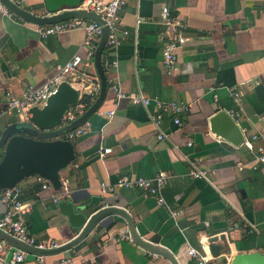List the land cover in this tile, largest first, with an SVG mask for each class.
I'll return each instance as SVG.
<instances>
[{"label": "crops", "instance_id": "0c3cea01", "mask_svg": "<svg viewBox=\"0 0 264 264\" xmlns=\"http://www.w3.org/2000/svg\"><path fill=\"white\" fill-rule=\"evenodd\" d=\"M121 1L116 43L105 46L101 58L102 65H108L102 66L105 98L86 121L88 129L72 142L73 162L59 173L68 183L69 196L42 190L36 176L26 178L15 187L25 209L14 219L38 241L64 245L81 232L58 209L72 198L88 215L107 208L125 211L148 247L135 244L130 225L115 215L73 248L44 256L43 264H193L186 251H202L208 235L226 239L217 242L221 250L213 264H229L238 253L264 254V165L255 162L256 149L264 147L263 0ZM162 7L180 19L187 38L177 51L173 75L161 63ZM24 8L44 15L42 0H28ZM83 39L82 31L41 38L33 25L0 12V98L6 91L20 96L28 86L47 83L75 55L85 59ZM81 72L97 74L83 64L69 77L84 113L99 94L86 98ZM115 89L178 103L185 110L164 113L157 129L150 117L152 106L118 100ZM233 93L239 94V105ZM109 112L113 114L107 118ZM221 113L236 126L242 141L257 136L252 150L211 130V118ZM19 123L13 113L0 114V133ZM160 132L162 139L157 137ZM103 149L110 153L100 158ZM194 171L205 175L194 178ZM159 173L167 177L161 191L164 205L140 189L121 188L107 195L100 191L102 182L113 185L122 176L153 179ZM7 212L0 198V215ZM28 255L27 264H38Z\"/></svg>", "mask_w": 264, "mask_h": 264}, {"label": "built area", "instance_id": "2783aa9c", "mask_svg": "<svg viewBox=\"0 0 264 264\" xmlns=\"http://www.w3.org/2000/svg\"><path fill=\"white\" fill-rule=\"evenodd\" d=\"M11 3L19 8H24L28 0H9ZM264 2V0H263ZM123 5L121 0H82L76 8L63 7L54 13H45L46 16L59 15L63 12L69 11H85L97 15L102 24H96L89 20L84 19H71L60 23L37 26L33 25L34 31L41 37L46 38L48 36L58 35L61 33L82 31L84 33L83 47L86 50L85 59L80 55L73 56L63 66L58 67L47 83L41 86H28L20 96H16L11 91H6L0 98V114H15L19 122L22 124H29L28 111L32 107H42L48 97L54 93L57 86L66 81L69 83V77L81 66L85 65L88 68L94 67V54L100 41L102 32L104 29L108 31V37L106 46L114 47L116 43V29L119 21V11ZM0 12L2 15L11 18L14 15L9 12L0 2ZM160 20L164 27V43L161 48L162 66L165 72L169 75H173L178 70L177 51L186 43L187 38L184 35L185 26L179 18L170 15L166 7H162L160 11ZM104 67H107V63H103ZM80 82L82 89L86 96L95 98L99 94L100 85L98 78L91 73L81 72ZM234 102L239 103V94L233 93ZM115 98L128 99L131 105L140 106L148 109L152 106L150 117L153 119L155 126L158 129L164 113L178 114L185 110V107L181 104L174 102H163L157 99H149L141 95H126L119 90L115 89ZM239 105V104H238ZM82 105H77L67 111L63 116L62 126H68L72 122L76 121L83 115ZM112 112L105 113L107 118L112 116ZM231 116L232 113H229ZM237 115V114H236ZM175 125L180 126L179 119L174 118ZM87 124H84L73 131L67 132L62 138L73 142L78 136L85 133L87 130ZM163 134H158V139L163 138ZM252 140V141H251ZM251 140L244 139L242 145L246 148L253 149V141L257 140V136H251ZM110 153V149H103L102 153H99V157L103 158L105 154ZM256 165H264V147H258L256 149ZM194 178H203L204 173L199 171L191 172ZM166 174L159 173L153 179H146L142 177H127L122 176L116 180L113 185L102 182L100 183V191L103 195L111 194L117 189H140L145 193L156 198L158 205H164V200L161 196V191L166 184ZM38 182L41 184L42 190L51 189V184L39 177ZM59 191L64 196H69L67 181L61 180V188ZM0 198L2 203L8 209V212L4 215H0V232L10 237L15 242L38 251H50L59 248L60 244L53 241H38L32 236L23 223L19 219H14L15 213L23 212L25 205L20 203L18 199V191L16 188L3 190L0 192ZM58 198L54 201L57 203ZM125 239L130 241L129 236H124ZM202 251L189 248L186 251V255L191 259L193 264H213V258L210 256L207 248V238L205 242L201 243ZM29 253L16 248L9 244L4 239L0 238V263L2 264H27V258ZM34 257L38 264H43L44 256L31 255ZM63 264H70V261H63Z\"/></svg>", "mask_w": 264, "mask_h": 264}, {"label": "water", "instance_id": "95a60500", "mask_svg": "<svg viewBox=\"0 0 264 264\" xmlns=\"http://www.w3.org/2000/svg\"><path fill=\"white\" fill-rule=\"evenodd\" d=\"M82 0H42L45 13H54L63 7L76 8ZM2 5L14 16L23 21L37 26L52 25L71 19H84L96 24H102L100 18L85 11H69L59 15L40 16L35 15L25 8H19L9 0H0ZM108 37L107 29H104L94 54V68L98 77L100 90L93 105L83 113L76 121L68 126H62L63 116L67 111L79 103V92L70 83L61 82L54 93L48 97L42 107H32L28 111L29 124L19 123L3 129L0 133V147L3 153L0 156V192L15 188L21 181L29 177H39L48 181L54 191L61 188L60 171L67 168L75 158L74 145L62 136L84 125L88 118L97 111L106 95V79L102 67V53L105 49ZM225 117L230 124L224 122ZM211 130L222 137H226L233 144L242 142V135L224 113L211 118ZM77 201L71 198L69 202H61L58 209L61 214L67 216L73 228L81 229L77 238L65 243L57 249L50 251H38L25 247L7 235L0 232V238L12 246L33 255H55L65 252L79 242L106 218L113 216L123 217L130 225V236L137 245L148 249L132 227L131 218L127 213L117 208L101 209L88 215L83 205H76ZM224 235L207 236V248L212 258L220 255L221 246L217 242H224ZM152 252V251H151ZM153 253V252H152ZM159 255L157 253H153ZM229 264H264V254L261 252L238 253Z\"/></svg>", "mask_w": 264, "mask_h": 264}, {"label": "trees", "instance_id": "16d2710c", "mask_svg": "<svg viewBox=\"0 0 264 264\" xmlns=\"http://www.w3.org/2000/svg\"><path fill=\"white\" fill-rule=\"evenodd\" d=\"M86 98L88 99V98H89V96H86Z\"/></svg>", "mask_w": 264, "mask_h": 264}]
</instances>
